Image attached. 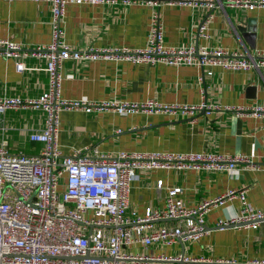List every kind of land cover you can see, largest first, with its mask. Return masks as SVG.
<instances>
[{
    "label": "crops",
    "instance_id": "0c3cea01",
    "mask_svg": "<svg viewBox=\"0 0 264 264\" xmlns=\"http://www.w3.org/2000/svg\"><path fill=\"white\" fill-rule=\"evenodd\" d=\"M213 6L190 8L165 5L160 9L167 47L220 48L230 53L264 52V7L248 10L213 0ZM50 3L0 0V40L32 49L51 41ZM151 9L137 0L67 5L63 19L65 42L74 50L144 48ZM255 28L246 39L237 26ZM207 23L206 36L198 27ZM247 34V33H245ZM247 36V35H245ZM249 43L251 45H249ZM0 58V98L35 99L48 85L46 61L25 57ZM211 77L197 81L202 71L193 66L134 65L129 62L66 61L62 66L61 98L89 102H144L198 104L204 100L211 114L182 118L160 114L119 115L110 111H65L60 115L57 144L62 156L92 149L115 156L127 153H209L244 156L255 163L264 159V124L252 113L239 110L264 108V70L212 69ZM41 111L10 108L0 114V147L9 154L36 155L41 149L28 136L44 127ZM162 181L158 188L157 182ZM180 189L177 198L187 208L221 196L228 190H245L250 208L264 212V172L239 164L232 173L200 170L138 172L129 188L127 215L144 216L147 208L163 209L169 190ZM240 203L233 201L204 216L206 232L197 240L172 246L153 245V254L198 258H226L238 262L264 261V223L257 229L241 226L218 228L219 220L233 217ZM158 226L173 225L159 222Z\"/></svg>",
    "mask_w": 264,
    "mask_h": 264
},
{
    "label": "built area",
    "instance_id": "2783aa9c",
    "mask_svg": "<svg viewBox=\"0 0 264 264\" xmlns=\"http://www.w3.org/2000/svg\"><path fill=\"white\" fill-rule=\"evenodd\" d=\"M9 2L12 0H2ZM50 3L51 41L32 49L0 40V58L15 61L41 58L46 61V91L35 99L0 98V114L10 108L41 111L43 129L28 139L41 149L36 155L9 154L0 147V264H264L263 260L238 262L226 258L168 256L153 254L155 244L172 246L178 241L197 240L206 232L204 216L215 208L238 201L240 209L233 217L219 220L216 226H247L257 229L264 223V212L253 210L245 190H228L221 196L187 208L177 198L180 189L169 190L163 209L147 208L144 216L130 218L128 193L138 172L154 170H200L232 173L242 164L264 172V159L255 163L244 156L209 153H127L115 156L92 149L62 156L57 144L60 115L65 111H110L119 115L160 114L182 118L209 115L214 110L204 100L198 104H162L144 102H89L61 98L62 66L66 61L129 62L134 65L162 64L171 67L193 66L202 71L197 81L224 71L264 70V52L254 55L230 53L224 49L167 47L160 9L165 5L190 8L213 6V0H137L151 9L146 46L74 50L65 42L63 19L67 5L99 4L119 0H31ZM129 2V0H120ZM248 10L264 7V0H226ZM207 23L198 27L205 37ZM262 119L264 108L239 110ZM158 188L162 181L157 182ZM172 222L171 227L158 226Z\"/></svg>",
    "mask_w": 264,
    "mask_h": 264
},
{
    "label": "water",
    "instance_id": "95a60500",
    "mask_svg": "<svg viewBox=\"0 0 264 264\" xmlns=\"http://www.w3.org/2000/svg\"><path fill=\"white\" fill-rule=\"evenodd\" d=\"M249 25H253V21L248 20V26H244V25H240L237 26V30L241 33H244L243 36L248 40L251 39V41L254 39V35H255V28L254 27H250ZM247 33V34H245ZM247 35V36H245ZM249 45H251L249 43Z\"/></svg>",
    "mask_w": 264,
    "mask_h": 264
}]
</instances>
